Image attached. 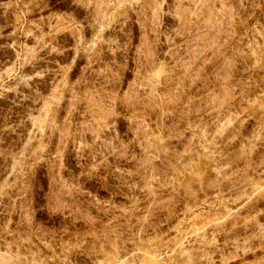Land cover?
<instances>
[{
  "label": "rangeland",
  "instance_id": "obj_1",
  "mask_svg": "<svg viewBox=\"0 0 264 264\" xmlns=\"http://www.w3.org/2000/svg\"><path fill=\"white\" fill-rule=\"evenodd\" d=\"M0 264H264V0H0Z\"/></svg>",
  "mask_w": 264,
  "mask_h": 264
},
{
  "label": "bare ground",
  "instance_id": "obj_2",
  "mask_svg": "<svg viewBox=\"0 0 264 264\" xmlns=\"http://www.w3.org/2000/svg\"><path fill=\"white\" fill-rule=\"evenodd\" d=\"M148 62V61H147Z\"/></svg>",
  "mask_w": 264,
  "mask_h": 264
}]
</instances>
